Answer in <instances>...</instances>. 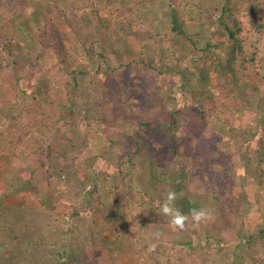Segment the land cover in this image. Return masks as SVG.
<instances>
[{
  "label": "trees",
  "instance_id": "trees-1",
  "mask_svg": "<svg viewBox=\"0 0 264 264\" xmlns=\"http://www.w3.org/2000/svg\"><path fill=\"white\" fill-rule=\"evenodd\" d=\"M6 1L18 3V0ZM70 2L75 3L76 0ZM262 5L263 0H137L135 8L117 22L123 37L119 45L110 39L83 38L74 42L75 47L69 52L60 46V37H55L60 48L57 50L60 61L55 58V63L62 78L58 91L69 99L62 105L65 115L76 114L87 125L94 118L91 109L96 102L94 100L103 97L106 102L116 93L114 87L120 94L132 96L130 99L135 103L139 96L133 95L138 90L144 99H151L146 105L158 107L151 122L138 120L137 117L143 113L141 105L133 117L123 113L125 110L119 111L121 114L116 115L115 121L125 134L116 143V139L99 137L100 142L89 145L87 131L80 127L78 118L66 117L58 137L47 134L46 128L34 131L33 135L24 134L18 145L22 146L26 141L30 150L21 154L19 149L15 153L17 138L16 132L11 131L13 124L10 118L14 119L23 112L22 103L5 98L4 87L0 84V129L4 130L0 133V146L8 144L13 150L9 156L1 152L7 165L0 166V178L14 195V203L0 205V264H91L86 250L88 243L103 242L107 225H113L109 232L118 240L119 233L125 228L120 230L115 225L127 226L132 222L144 223L138 226L129 241L134 247L133 252L149 257L154 264H170L176 259H183L187 264H264V216L255 227L248 226L244 210L251 203L243 199L242 193L233 194L218 185L211 191L196 194L188 189L186 177L164 169L167 161L176 164L182 154L178 150L187 152L193 142L195 146L191 150L195 149L196 153L192 159L196 163L191 158L183 160L186 176L196 173L203 177L212 174L220 163L237 161L242 169V179H252L259 192L264 190V88L250 82L248 71L244 70L253 58L243 53V27L238 19L241 13L247 14L260 25L257 11ZM2 11L0 21L7 19L3 26L7 34L15 37L14 40H17L19 30L28 34L25 20L29 15L19 13L21 18L12 23L10 14L13 9L9 7L10 14L5 12L8 15H3ZM63 15L67 20L75 12L66 8ZM156 15L162 16L156 20ZM105 22V18L96 17L100 28L105 27ZM10 24L13 30L9 29ZM131 37L136 47L139 46L133 51L136 55L129 58L126 67L115 68L117 64L124 63V42ZM7 38L11 41L10 36ZM4 53L0 47V65L8 60ZM47 55L50 56V52ZM137 61L139 63L135 64ZM157 61L161 64L159 69L153 67ZM26 68L28 65L25 63L17 77H21ZM262 72L264 78V69ZM157 74L160 78L167 75L169 84L165 85L163 78L159 85L154 80ZM35 83L31 85L39 88L40 84ZM176 85L179 86V94L171 99L175 108H168L164 97ZM223 97L231 102L225 104ZM75 98L87 101L80 107ZM219 104H222L221 109ZM206 131L212 138L209 141L204 134ZM160 138L168 145L167 151L158 146ZM154 140L158 144L155 143L153 148ZM104 142L109 143L107 147ZM116 147L122 152L123 147L132 150L115 169L106 172L100 168L98 171L94 166L96 160L101 157L100 162L106 163L107 160V166L111 165ZM222 148L226 150L224 156L214 158V151L223 155L220 153ZM81 152L85 154L84 166L72 172L67 161L70 159L75 165L74 160ZM22 161L26 164H21ZM39 167L48 169L53 182L61 179L63 174L72 181L75 190L71 193L76 195L75 199L56 198L59 203H66L64 210L57 211L55 201H52L57 190L50 191L47 200L41 201L44 205L50 201L49 207L40 208L34 204L33 199L38 196ZM20 172L24 173L23 176ZM72 177L80 182L75 183ZM80 184L85 187L81 189ZM169 189L176 191V206L186 214L192 208L214 211L213 220L204 223L189 220L190 226L186 225L182 232L173 230L167 218L161 216L171 230L163 232L158 229L155 232L160 234L163 242L169 241L166 236L173 234L172 244L184 249L178 257L168 253L163 244H158L154 252H147L151 240L147 239L149 233L143 215L145 198L165 197ZM160 199L162 202L164 198ZM76 201L80 209L75 206ZM91 209L93 211L87 217L79 216L82 211ZM97 214H102L101 220ZM114 240L109 239L108 244L114 246ZM161 255L170 259L163 262L159 259ZM224 257L226 259L222 261Z\"/></svg>",
  "mask_w": 264,
  "mask_h": 264
},
{
  "label": "rangeland",
  "instance_id": "rangeland-1",
  "mask_svg": "<svg viewBox=\"0 0 264 264\" xmlns=\"http://www.w3.org/2000/svg\"><path fill=\"white\" fill-rule=\"evenodd\" d=\"M70 1L71 0H18V3L12 4L10 3L11 1H8L9 3H7V1L5 2V0H3L1 1L2 6H0V13L3 10V15L10 14L8 12L9 7L10 9H13V13L10 14L12 17V23L13 21H16V19L21 18L18 16L19 13L25 14L26 16L29 15V18L25 17V26L28 34L19 30L16 36L17 40H14L15 37L13 38L12 35L7 34V32L3 30V26L6 25L7 19L3 18L0 21V47L4 50L5 57L8 59L3 61V65H0V84H2L4 87L5 94L7 95L6 98H9L12 102L21 101L22 108H28V113H44L45 116H47L44 118L47 125L60 122V117L64 112L62 105L66 104L69 100L65 94L64 95L66 97H62V92L60 93V91H58L59 88H61L60 85L62 83L59 66H57L55 63V58L59 60L57 57L59 56L57 50L60 49L58 44L60 43V46L62 45L64 49H69V52L73 51V48L75 47L74 42H78V40L83 38H90V40L98 37L103 40L110 39L113 41V43L119 45L121 42H123V37L120 34L121 32L119 31L117 22L119 19H122L124 15H126V13H128L130 10L132 11V9L135 8V2H137V0H76L77 3H72ZM168 1L171 2L172 0ZM31 2L33 4H30ZM242 2H244V0H242ZM10 5H12L13 8ZM66 8L75 12V15L70 16V19L67 20L63 15ZM159 9L160 8L157 9L158 14L161 13ZM257 15V22H259L260 25H257V23L253 22L247 14L241 13L238 15V19L240 20V23L243 27V53L248 56L252 55L253 58L252 61H249V63L246 64L244 70L248 71L247 77L250 82H255L260 88H264V78L262 77V70L264 69V0L263 5L257 11ZM160 16L162 15H156V20H158ZM96 17L105 18V27L100 28L96 24ZM23 24L24 23L22 21V26ZM136 27L137 25L135 28ZM9 29L13 30L11 28V24L9 25ZM7 36L11 37V41L8 40ZM55 37H60L61 41H56L57 39ZM124 43V46L126 47V49H124L125 61L122 63V65L117 64L115 68H117V66L118 68H123V66L126 67L129 58H132L136 55V52L134 53L133 51H135V49H139L138 45L136 47V42H134L132 37ZM17 46H20V48L18 49ZM47 52H50V56L47 55ZM9 58L10 60L12 59V63H9ZM25 63L28 65V68L25 70L26 72L21 77H17V75L24 68ZM134 63L138 64L139 62L137 61ZM114 64L115 63H113V65ZM184 65L191 66V64L188 63H184ZM31 67L40 68L42 70H35ZM153 67L159 69L161 64H159L157 61ZM116 71L118 70L116 69ZM160 77L161 76L157 74L154 79L157 83H160L159 85H161L163 78L165 85L167 83L169 84V81H167V75L163 78ZM35 82L40 84L39 88L33 87V85H31L33 83L37 84ZM17 86H20L21 88L17 89ZM173 89V91H170L166 97H164L168 108H170V106H172L171 108H175V104L172 103L171 99H173V96L179 94L178 85H176ZM114 91H116V93L108 97L109 100L106 102H104L103 97H98L96 100H94L95 98L93 99L96 101L93 102L94 104L91 106L93 111L92 115H94V118H91L87 125L86 121L82 117L71 113L66 114V117L69 119L78 118L80 127H82V129H86L87 131L89 145L91 146L100 142L98 141L99 137L100 139H116L114 143L119 142L120 137L125 134L123 128H120L121 126L118 127L115 121V118H117L116 115L121 114L119 111L125 110L123 113L128 114L129 117H133L135 113L139 112V106L141 105L143 113L137 117L138 120L142 119L144 121L151 122V120L154 119V111L157 110L158 107L145 104L151 101L150 98L144 99L145 97H143L138 90H135L133 96H139V101L135 103L130 99L132 96L120 94L117 87H114ZM93 94L94 93L92 92L91 95ZM99 95L103 96V94ZM222 100L227 104L228 102H231L230 99L227 100L225 97H223ZM75 101L76 104L82 107L87 100L85 98H75ZM219 106L220 107L218 108L221 109L222 104H219ZM23 117H27L26 113L20 114L17 117L18 120L14 119L12 121L14 127L21 129L24 126L22 124ZM137 118L135 121H137ZM248 124L250 125L251 123L248 121ZM133 125H135V123ZM131 129H134V126L131 125ZM208 133L209 131L204 132V134L207 136V141L212 139L209 138ZM155 143L158 144V142L154 140V145H152L153 148L156 147ZM104 144H106L107 147L109 143L104 142ZM187 144L189 145V143ZM158 146H161L160 148H162V150H168V145L164 144L161 138ZM193 146L195 145L193 142H191L190 149H188L187 152H183L179 149L178 151L182 153L179 156L180 159L177 160L176 164L171 162V160L167 161L166 167H164V169L171 173H175L174 175H182L186 177L188 189L195 192L196 194L202 191H211L213 188H218V185L222 187V190L225 189L226 191H231L233 194L242 193L241 195H243V199L251 203L250 205H247V208L244 210V214L248 216V226L250 228L255 227V224L260 222L262 216H264V190L259 192L257 188L258 185H256L254 180L251 179L245 181L242 179V169L239 167L237 161L235 163L230 162L229 164L220 163L217 167H215L216 170L211 172L212 174H206L203 175V177H199L196 173H193L191 176L189 174L186 176V174L183 172V169L185 168L184 162L191 160L195 155L196 150H191ZM123 148V152L118 147L114 148L113 152H115V154L111 165L109 164L107 166V162H109L107 160L106 163L100 162L102 161L100 157L98 158L99 160H96V165L94 163V166L98 168V171L100 168L105 169L106 172L115 169L120 160L123 157L129 155L132 150L130 147ZM220 151V153H226V150L223 148L220 149ZM24 153L25 152L21 154ZM81 153L82 154H80V156L74 160L75 165L72 164L70 159L67 161V165L72 169V172L73 170L75 171L77 167L78 170H80L84 166L83 159L85 158V154L83 152ZM224 153L223 155H218L217 152L214 151L212 156H214V158H218L220 156L223 157ZM22 162L23 163L21 164H26V161ZM192 162L196 163V160H193ZM5 164V161L0 160V166ZM125 165L128 166L127 164ZM39 168V178L37 180H39L40 183L36 185L38 196L33 199L34 204L38 205L40 208H43V206L49 207V204L51 203L50 201H48L46 205L42 204L41 201L47 200V197L49 196L47 194L50 191L57 190V195L53 196L52 201H55L54 206L57 207V211L64 210L66 203H59L58 200L75 199L76 195L72 196L73 193H71L73 190H75V188H73L74 185L72 184V181L70 182L66 174H63L61 179H59L57 182H53V180L50 179L51 177L49 176L48 169L45 167ZM23 174L24 173H21L20 175L23 176ZM63 180L65 181L63 182ZM72 180L75 183L76 181L80 182L79 180H74L73 177ZM0 181L2 182L1 179ZM66 181L68 183H66ZM1 182L0 205L2 206L14 203V195H12L13 190L11 188H6L4 183L2 184ZM66 184L68 185L66 186ZM76 187H79V185ZM84 187V185L80 186L81 189ZM126 193L132 196L130 192ZM77 196L79 197V193H77ZM159 197L164 198V195H157L154 197L149 196L145 198V203L143 206L145 210L143 215L149 233L147 239L151 240L150 242H155L156 245L163 244L162 246L166 247V250L169 251L168 253L176 254L178 257L180 256V252H183L184 249L183 247H177L172 244L174 239L173 234L166 236L165 239L169 240L167 242L166 240H164V242L161 241V236H159L158 239L154 241L152 239L156 233L155 231H158V229L159 231L163 232H168L171 230V228L164 223L163 218L161 217L162 215L160 213L159 204L162 202H160L161 199ZM149 202L152 203L149 205ZM74 204L78 209H80V205L77 203V201ZM243 205H245V202H243ZM92 211L93 209H91V211L84 210L79 216L85 218ZM100 212L101 211H99V213ZM97 216L101 220L102 214H100V216L97 214ZM189 223L190 222L187 223L188 227L190 226ZM142 224L144 223L132 222L127 226L121 225L120 227L118 224H116L115 226L120 228V230H122L121 228H125V230H122L119 233L118 240L117 238H114V234L111 235L109 232L110 228H114L113 225H107V227H105L106 238L103 242L88 243L86 250L87 256L90 257V261H92L91 264H143L142 261L145 264H150L151 261L149 257L143 255L139 256V254L137 255L134 253V247L129 242L133 239V235L136 232L138 226H141ZM109 239H115L113 242L114 246L108 244ZM171 258L173 259V257ZM159 259L165 262L167 259L169 260L170 257L161 255ZM225 259L226 257H224L222 261ZM171 263L187 264L183 259L172 260ZM151 264L154 263L151 262Z\"/></svg>",
  "mask_w": 264,
  "mask_h": 264
},
{
  "label": "clouds",
  "instance_id": "clouds-1",
  "mask_svg": "<svg viewBox=\"0 0 264 264\" xmlns=\"http://www.w3.org/2000/svg\"><path fill=\"white\" fill-rule=\"evenodd\" d=\"M177 193L174 189H169L162 201L159 204L160 213L167 218L169 226L177 231L182 232L186 229V225L191 220L193 223H204L214 219V211L208 208H192L186 214L176 206ZM159 233H155L153 241L158 239ZM157 245L155 242H150L147 247V252H154Z\"/></svg>",
  "mask_w": 264,
  "mask_h": 264
},
{
  "label": "crops",
  "instance_id": "crops-1",
  "mask_svg": "<svg viewBox=\"0 0 264 264\" xmlns=\"http://www.w3.org/2000/svg\"><path fill=\"white\" fill-rule=\"evenodd\" d=\"M30 4H33L32 2L30 3ZM22 85V84H21ZM18 87V86H17ZM19 88H21L20 86L17 88V89H19ZM6 96L7 95H5V98H6ZM59 101V100H58ZM16 102V101H15ZM17 102H20L21 103V101H17ZM29 112V110H28V108H23V112L22 113H26V118H22V121H23V127L21 128V129H18V128H16V127H14V125H13V129L11 130V131H15L16 132V138H17V141L15 142V146H16V148H14V150H15V153L16 152H18V150L19 149H21V153H23V152H29V150H30V147H29V144L28 143H25L26 141H24V143L22 144V146L19 144L18 145V143H20V141H21V139H22V137L24 136V134H26V135H30V134H32L33 135V132L34 131H38V130H40V129H43V128H46V131H47V134H49V133H52V135L53 136H55V137H58L59 135H60V126L63 124V119H65L66 118V115L64 114V112L62 113V115H61V120H60V122L59 123H56V124H54V123H51V124H49V125H47V123H46V120H44V118H46L47 116H45V114L44 113H41V112H33V113H28ZM21 113V114H22ZM36 113V114H35ZM15 120H18L17 119V117L16 118H14ZM13 118H10V122H11V124H13L12 123V121L14 120ZM20 119V118H19ZM51 126H52V128H51ZM58 127V128H57ZM3 128L2 129H0V133H3ZM39 134L41 133V132H38ZM13 135H15L14 133H13ZM20 139H19V138ZM45 142V141H44ZM5 147H1L0 146V160L1 161H5L6 160V157H5V160H3L2 159V156H1V152L2 151H4V154L6 155V156H9L12 152H13V150L11 149V147H10V145H8L7 144V146L6 145H4ZM20 147H23V148H20ZM24 153V154H25ZM13 159H19V158H17V157H12ZM5 165H2V166H6L7 165V162L5 161ZM2 173H0V175H1ZM39 178V177H38ZM1 179V178H0ZM1 182V181H0ZM2 184H3V182H1ZM38 183H40V181L39 180H37V184Z\"/></svg>",
  "mask_w": 264,
  "mask_h": 264
}]
</instances>
